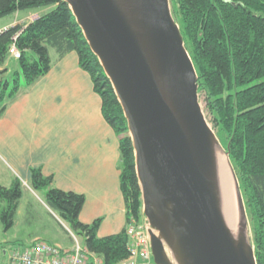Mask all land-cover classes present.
I'll return each mask as SVG.
<instances>
[{"label": "trees", "instance_id": "16d2710c", "mask_svg": "<svg viewBox=\"0 0 264 264\" xmlns=\"http://www.w3.org/2000/svg\"><path fill=\"white\" fill-rule=\"evenodd\" d=\"M172 3L198 73L199 92L206 96L214 127L227 136L225 151L253 220L257 264H264V0ZM47 7L53 9L36 21L0 32V119L10 102L50 72L51 50L59 59L72 51L77 53L80 67L89 72L103 101L104 117L119 137L126 227L120 233L99 238L101 219L91 225L80 221L84 195L61 191L53 177L45 176L41 169H31L30 188L45 194L46 206L70 239L69 230L84 239L85 248L100 256L104 264H120L130 256L127 226L143 217V202L128 122L111 81L65 0H0V20L16 12ZM12 47L20 53V71L15 73L6 67ZM23 191L24 184L18 178L9 187L0 185V220L6 231L15 224Z\"/></svg>", "mask_w": 264, "mask_h": 264}, {"label": "water", "instance_id": "95a60500", "mask_svg": "<svg viewBox=\"0 0 264 264\" xmlns=\"http://www.w3.org/2000/svg\"><path fill=\"white\" fill-rule=\"evenodd\" d=\"M65 1L125 113L155 264H257L235 173L238 233L224 219L220 145L170 0Z\"/></svg>", "mask_w": 264, "mask_h": 264}, {"label": "crops", "instance_id": "0c3cea01", "mask_svg": "<svg viewBox=\"0 0 264 264\" xmlns=\"http://www.w3.org/2000/svg\"><path fill=\"white\" fill-rule=\"evenodd\" d=\"M52 9L2 18L0 32L34 22ZM9 59L19 63L12 55ZM52 59L50 72L10 102L0 119V185L9 187L18 178L32 192L30 171L41 169L61 191L84 195L82 223L101 219L98 237L112 236L126 227L119 137L106 121L103 101L77 53L61 59L55 53ZM7 252L2 246V262Z\"/></svg>", "mask_w": 264, "mask_h": 264}, {"label": "rangeland", "instance_id": "374dc122", "mask_svg": "<svg viewBox=\"0 0 264 264\" xmlns=\"http://www.w3.org/2000/svg\"><path fill=\"white\" fill-rule=\"evenodd\" d=\"M172 6V14L174 12L175 6L170 0ZM173 17L175 15L173 14ZM9 19V18H8ZM177 24L179 25V19L175 17ZM8 21V20H5ZM51 57L55 58L54 50H51ZM8 68L11 73L20 71L19 63L12 59L8 62ZM199 104L202 107L205 119L208 124L215 131L217 139L219 141L220 149L223 153L224 158L227 160L228 164V174L230 175V180L232 186H234V198L236 202L237 209V220L238 226L236 232L238 233L239 224H240V210L238 209V197L236 196V184L235 176L233 172L232 163H230L228 155L226 154L225 148L227 147V136L222 134L218 129L214 127L213 118L211 117L208 107H206V96L202 91L198 93ZM23 198L21 199L19 209L15 215V224L9 230L4 229L3 223L0 220V259H2V246L8 248V251L14 248H23V246H28L34 243L35 238H40L41 240L48 241L53 245L62 246L65 249H69L74 244V239H70L65 229L62 228L61 223L59 222L58 217L46 206L45 204V194L41 192L30 191L27 188H24ZM244 197V196H243ZM245 209L247 210V238L249 243L252 244L254 238L253 231V220L251 217L250 209L247 205L246 197H244ZM82 245H85V240L81 237L77 238ZM39 239L35 240L38 241ZM39 240V241H41ZM33 242V243H32ZM22 246V247H20ZM254 246V245H253ZM255 248V247H254ZM0 264H10L8 259L4 262L0 260Z\"/></svg>", "mask_w": 264, "mask_h": 264}, {"label": "built area", "instance_id": "2783aa9c", "mask_svg": "<svg viewBox=\"0 0 264 264\" xmlns=\"http://www.w3.org/2000/svg\"><path fill=\"white\" fill-rule=\"evenodd\" d=\"M10 54L17 59L20 57L17 47H12ZM69 232L74 239V244L69 249L38 240L32 245L13 249L9 252L8 262L10 264H104L100 256L91 254L70 230ZM127 234L130 256L120 264H155L144 218L137 223L130 222L127 226Z\"/></svg>", "mask_w": 264, "mask_h": 264}, {"label": "bare ground", "instance_id": "6f19581e", "mask_svg": "<svg viewBox=\"0 0 264 264\" xmlns=\"http://www.w3.org/2000/svg\"><path fill=\"white\" fill-rule=\"evenodd\" d=\"M217 164L219 175V187L221 192V209L223 210L224 219L229 225L232 232L237 233V207L234 198V186L228 174L227 160L224 158L223 153L217 149Z\"/></svg>", "mask_w": 264, "mask_h": 264}]
</instances>
